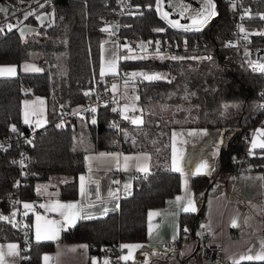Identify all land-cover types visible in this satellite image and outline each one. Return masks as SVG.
I'll use <instances>...</instances> for the list:
<instances>
[{"label": "trees", "instance_id": "16d2710c", "mask_svg": "<svg viewBox=\"0 0 264 264\" xmlns=\"http://www.w3.org/2000/svg\"><path fill=\"white\" fill-rule=\"evenodd\" d=\"M130 1L140 7L122 16L123 27L119 33L144 41L155 36L167 37L173 49V56H134L138 58L118 62V72L156 71L165 77L155 81L134 77L138 78L136 97H139L135 104L144 121L139 126L118 120L117 113L112 111V100L97 105L93 114L74 116L62 128L55 123L61 112L71 111L87 99L100 97L97 91L108 90L116 79L117 71L105 74L103 79L99 72L100 44L109 32L100 31L103 26L97 16L109 11L110 2L52 0L41 13L55 10L53 21L51 16L43 24L35 18L28 19L35 31L24 34L23 39L15 28L11 32L5 29L0 34V63L19 65L30 61L41 69L39 72L17 69L16 76H0V134H14L8 130L9 124L16 126L17 133L27 130V124L20 117L21 99L25 96L44 99L47 121L43 127L35 129L32 143L26 146L23 166L11 161L16 142L7 151H0L2 210L8 211L11 195L16 194L23 201L37 199V186L49 178H56L54 195L74 198L77 174L85 169V152L121 146L125 151L145 150L150 156L149 175L147 178L142 173L133 176L131 195L120 198L117 210L78 220L74 227L61 229L58 241L103 244L144 239L147 209L161 206L179 189V174L169 167L168 130L176 126H238L218 154V170L229 171L260 114L255 104L264 97V73L250 69L245 49L226 47L234 18L227 4L220 3L218 16L202 31L183 32L168 27L156 15L154 0ZM149 4L152 8L147 7ZM247 4L250 16L245 26L255 30L249 39L263 44L264 35L258 33H262L264 20L259 13H264V0H249ZM157 28L165 31H154ZM209 56L211 59H206ZM89 90H93L92 94L85 96ZM92 116L96 124L91 123ZM112 123L119 125V129L110 127ZM248 163L261 172L260 216L264 224V150L251 155ZM17 181L20 186L14 187ZM210 182L206 174L190 177L193 191L207 188ZM31 215L29 212L24 216V225H27L23 227L27 234L24 240L17 227L0 221V241L16 240L22 246L21 264H40L41 252L51 249L55 242L32 239ZM178 224L181 229H187L189 236H195L193 212H181ZM241 264H264V261L244 260Z\"/></svg>", "mask_w": 264, "mask_h": 264}, {"label": "crops", "instance_id": "0c3cea01", "mask_svg": "<svg viewBox=\"0 0 264 264\" xmlns=\"http://www.w3.org/2000/svg\"><path fill=\"white\" fill-rule=\"evenodd\" d=\"M102 42L104 47L102 51L100 44L99 72L103 61L105 62V73H115L118 70V59H116L115 68L111 71L107 68L106 62L113 59L114 56L117 58V43L107 39ZM114 84L117 85L116 79L109 84L111 91H113L112 85ZM257 129H264V123L257 124L252 128L250 144ZM173 132L177 134V148L183 153L181 167L184 171L186 173L195 171L199 163L207 161L212 170L206 175L210 177L211 182L207 188L193 191L190 187L191 176L189 175L188 192L186 193L182 187L180 173H178V192L167 197L161 206L147 209L145 238L119 242L117 247L119 257L128 254V249L120 247L122 244L141 246L132 251V258L126 261L127 264H229L232 263L233 259H239L242 254L251 255L258 252L264 242L263 222L260 216L262 202L261 172L250 167V163L243 172L219 171V150L232 133L226 132L224 127L209 128L203 126H176L168 130L170 168ZM190 132L195 134L189 135ZM253 150L257 151L259 148ZM100 153H122L128 156L147 153L149 155L145 150L112 149L85 152L84 159L86 156L92 159L85 160V169L77 174L76 196L74 198H59L54 195V191L47 193L45 187H42L39 197L32 201L38 203L39 207L41 204L49 203V201H60L61 203L80 201L82 204H93V207L86 209L93 216L103 215L102 209L104 207L108 208V212L117 210L120 198L127 195L123 190L124 184L128 182L132 184L134 174L140 172L132 166H129L127 170H123V156L120 157L121 167H117L114 158L101 157ZM81 176L86 178L87 188L88 186L95 188L93 198L88 195L81 197ZM89 177H91L90 181L88 180ZM116 181L119 183H115ZM117 189H119L118 198H111L109 191H116ZM188 194H190L196 208V211L193 212L195 215V236L193 237L189 236L178 224L179 214L183 212L178 205L183 204L184 201L176 202V197H185ZM150 211L160 214L154 216L150 221L148 217ZM36 213L44 217V220L40 221L42 227L45 226L46 220H59L62 222L59 213L46 211L40 207L39 211L33 212L31 215L30 228L33 240H36ZM234 218L237 221L236 227L232 226ZM150 224L152 226L151 233L149 232ZM200 226H204L207 230L208 242H220L219 261L207 263L201 260V243L198 240ZM58 238L54 240L51 249L41 252L40 264H44L43 258L45 256L50 258L48 264H92V259L88 257L87 242L58 241ZM163 241L175 242V244L164 247L162 245ZM12 243L18 246L19 251V243L16 240L0 241V246ZM80 245H87V248H82ZM8 259L14 260L15 264H19V255L8 257Z\"/></svg>", "mask_w": 264, "mask_h": 264}, {"label": "built area", "instance_id": "2783aa9c", "mask_svg": "<svg viewBox=\"0 0 264 264\" xmlns=\"http://www.w3.org/2000/svg\"><path fill=\"white\" fill-rule=\"evenodd\" d=\"M105 4H108L110 2L109 0H104ZM247 1L249 0H218L219 7L220 3L223 2L229 6L230 9L233 10L234 18L232 20L233 30L231 36L226 40L225 45L231 44L233 48H243L247 52V60L248 65L250 69L253 70V68L250 66L251 61H258L260 63H264V43L263 44H256L250 41L249 36L250 33L254 32L255 30L248 29L245 26L246 18L245 11L249 12V6L247 4ZM45 0H24L23 3L20 2V0H6L3 7L9 8V14L6 17L3 12H0V26H3L5 23H13V24H20L22 22H27L30 18H35V16L29 17L27 20L23 19V14L28 11H35L38 14L41 13V8H39L40 3H44ZM52 0H50V3ZM47 3V4H50ZM233 3H235L236 7L233 8ZM45 4V5H47ZM137 5L132 3L130 0H123V2H120V0H111L109 5V11L106 13H101L97 16V20L101 23L102 26H116L118 33L117 34H109L107 35V40H112L117 43V59L118 62L121 60H124L123 57L126 56H149V57H165V56H173V49L170 44V41L167 39V37L162 36H155L151 40L144 41L139 40L135 38L134 36H124L121 33H119L120 29L123 27L122 22V16L127 14L128 12L134 11L137 9ZM201 6V0H163L162 4V11H167L169 13L168 19L170 20H178L180 24L188 25L191 23V20L189 19L190 16L194 15L197 10H199ZM153 7L156 12L155 7V0L153 1ZM185 7L188 8V12H186L183 16L181 13V8ZM219 12V10H218ZM259 14H262L260 12ZM156 15L170 28L175 30H181L183 32L185 31L183 28H174L169 25V23L161 18V14H158L156 12ZM260 17V16H259ZM240 26H243L245 29L244 32L240 31ZM262 32H264V23L262 27ZM247 37L245 39L244 37ZM151 41L152 43H149ZM159 41V45L157 46L156 42ZM141 42L145 45V48L142 49L140 47ZM127 44L132 48V52H129L124 45ZM157 47H159V53H157ZM125 72H118L116 75L117 85H116V91H110L105 89H99L97 91L98 94H100V97L94 98L92 100L87 99L84 101L83 104L79 105L75 109L71 111H63L61 112L56 120V125L62 124V127L65 125V122L71 120L74 116V111L78 112L79 115H83L85 113L93 114L89 111H85V109L96 107L99 104L104 103L107 100H112L116 103V108H121V100L122 98L130 99L137 95V81L138 78H133ZM128 81V84L125 85V81ZM264 94V90H263ZM135 100V98H134ZM264 104V97L256 102L255 106L256 109L260 111V114L258 116V119L255 123V125L264 123V109H261L259 105ZM118 116V120L122 119L121 115L119 114V111L116 112ZM136 112L129 111V115H133ZM93 118V116L91 117ZM128 124H131L129 121H127ZM59 127V128H62ZM35 127L33 124L28 125L27 124V130L25 132L14 134H0V151H7L13 142L17 143V148L15 149V155L12 157L11 161L17 163V166L21 167L25 164L26 161V146L29 143H26L25 140H33L36 130H33ZM36 129V128H35ZM251 131L246 134L245 137V146L239 152L235 158L234 163L231 171L234 173L243 172L247 169L248 165V158L255 153V151L252 149L253 154H249V150L251 148L250 144V136ZM23 133V135H20ZM118 149L122 150V147L119 146ZM23 159V165L20 163V161ZM140 173H135L134 176H139ZM88 196H91V198L95 195V188L93 186H88ZM9 201V209L8 211H4L0 207V214L3 215H10V213L16 209L17 210V216L16 221L19 222L21 226L17 227L20 232H22L21 240H24L27 237V234L24 233L23 225H24V216L22 215L24 209L22 207V204H13V201H21L16 194L10 196ZM34 205V211H39L40 207L38 203H35L33 201H30ZM31 212V213H33ZM262 232L264 233V224L262 225ZM208 232L205 229L204 226H200L199 230V237L198 240L201 243V260L203 262H215L220 260V253H221V244L220 242H208ZM118 243L119 242H110V243H103V244H96L91 243L88 244V257L92 259L95 257L99 264H103V261L107 259L109 261V264H127L126 261L121 260L118 253ZM264 243V242H263ZM175 242H168L163 241L162 245L164 247L173 245ZM22 246L19 244V264L20 263V250ZM23 256V255H22Z\"/></svg>", "mask_w": 264, "mask_h": 264}, {"label": "snow or ice", "instance_id": "6c2138e0", "mask_svg": "<svg viewBox=\"0 0 264 264\" xmlns=\"http://www.w3.org/2000/svg\"><path fill=\"white\" fill-rule=\"evenodd\" d=\"M21 3L24 2V0H20ZM120 2H123V0H120ZM50 3V0H45L44 3L39 4V8L43 9L45 7V4ZM162 4L163 0H155V7H156V12L158 14H161V18L165 19L171 27L174 28H183L185 31H202L205 27L209 26L212 20L218 16V12L216 10V3L215 0H201V6L199 10L195 12L194 15L190 16L189 19L191 20V23L188 25L180 24L178 20H170L168 19L169 13L167 11H162ZM233 8L236 7L235 3H233ZM137 8L140 6L137 5ZM148 8H152V5L149 4L147 5ZM188 8L182 7L181 8V15L183 16L186 12H188ZM9 8L8 7H0V12H3L5 16L7 17L9 14ZM54 11L52 13H37L34 10L33 11H28L23 14V19L27 20L31 16H35V19L39 21L41 24L45 22L46 19H48L50 16L54 15ZM245 16H250V13L248 11H245ZM260 19L264 20V13L259 14ZM14 28H18V31L20 32L21 39L24 38L25 30L27 28L26 25L18 27V24H13V23H5L3 26H0V34H3L5 32V29H7L8 32H11ZM111 26H105L100 29L102 32H109V34H114L110 31ZM32 31H35L34 29ZM156 32H163L165 29L163 28H157L154 29ZM240 31L244 32L245 29L243 26H240ZM39 35V33H36ZM259 35H264V32L258 33ZM247 39V37H244ZM149 43H152L149 41ZM159 41L156 42L157 46L159 45ZM233 46L231 42L226 45V47ZM104 43H101V49L103 51ZM124 47L129 51L132 52V48L125 44ZM142 49L145 48V45L142 43L140 45ZM157 53H159V47H157ZM247 54V52H246ZM138 57L134 56H126L123 57V59H136ZM143 58V57H139ZM116 57L114 56L113 59L108 60L106 62L107 68L111 71L115 68L116 64ZM172 59H176V57H172ZM206 59H211V57H206ZM250 66L253 68L254 71H259L261 73H264V63H260L258 61H251ZM24 71H34V72H39L41 69L35 67L34 65H25ZM17 70L16 66H0V76H7V77H13L16 76ZM105 62L102 61L101 64V69H100V75L101 78L105 76ZM113 74H115L113 72ZM131 77H136V76H142L145 80L147 81H155V80H161L164 79L161 74L159 73H152V74H147L143 72H133L129 74ZM128 84V81H125V85ZM112 90L113 92L116 91V85H112ZM93 90L86 91L84 93L85 96H90L92 94ZM39 99V98H38ZM136 100L139 99V97L135 98ZM43 103V101H41ZM25 110H24V120L23 122L25 124L31 125L33 121L30 119V116L34 115V111H30L28 109L29 101H24ZM261 109H264V104L259 105ZM85 111H89L91 113H95L97 109L95 107H91L88 109H85ZM113 112L119 111V114L121 115L122 119L125 121H129L132 125H142L144 123L143 119L141 116H136V115H129V111L131 112H136L137 108L135 105H132L131 107L128 104H125L122 108H112ZM74 115H79L78 112L74 111ZM47 123V121H36L35 122V128H40L43 127V124ZM92 124H96L97 120L95 116H93L91 120ZM57 127H62V124H58ZM112 128L119 129V125L116 123H112L110 125ZM35 128L33 130H35ZM11 131L12 132H17V128L15 125L11 126ZM127 135V133H124ZM194 132H190L189 135H194ZM20 135H23L21 133ZM176 137L177 134L175 132L172 133V156H171V171L173 172H178L180 173L181 180H182V187L185 190V192H188L187 189V184H188V176H197L200 174H208L211 172V166L208 164L207 161H202L196 166L195 171H191L189 173H186L184 169L181 167V160L183 159V153L181 150H178L177 144H176ZM26 143L31 144V140H25ZM2 147V146H0ZM262 149L264 150V129H257L256 134L254 135L252 141H251V148L249 150V154L252 153V149ZM101 157L108 156L111 158H114L116 160V166L121 167L120 164V157L123 156V170H127L129 166L135 167L136 171L142 173L145 178L150 173V166L148 161L150 160V156L145 153L142 155H136V156H128V155H123L122 153H100L99 154ZM92 159L91 157H85V160H90ZM15 163V161L13 162ZM20 163L23 165V159L20 161ZM23 174V173H22ZM264 179V177H262ZM88 180H91V177L88 178ZM115 183H119L116 181ZM20 182L17 181L14 187H19ZM132 188L131 182L125 183L123 186L124 193L127 195H131L130 189ZM37 192L39 194V186L37 187ZM118 193L119 189L116 191H109V196L113 199L118 198ZM80 195L81 197H86L89 195L88 189H87V183H86V178L84 176L80 177ZM99 199V197H97ZM184 201L183 204H179L180 210L183 212H195V204L193 200L191 199L190 194L186 195L185 197L177 196L176 197V202ZM13 204H22V207L24 209L22 215L27 217L29 212L34 211V205L29 202H21V201H13ZM93 204H82L80 201H76L75 203H61L60 201H49L47 204H41L40 207L44 208L46 211L50 212H57L59 215L62 217V222L59 220H46L45 221V226H41L40 221L44 220V217H42L39 213H36V231H35V239L37 242H40L42 240H55L58 238L59 232L61 228H68V227H74L76 225V222L78 220H89L93 219V215L90 212H87L86 209L93 207ZM108 212V208L104 207L102 209V214H106ZM160 213L158 212H152L150 211L148 213L149 220L154 216L159 215ZM16 216H17V210L14 209L10 215H3L0 214V221H6L7 223L11 224L12 227H19L21 226L18 221H16ZM232 226L236 227L237 226V221L234 218L232 220ZM23 227H27V225H23ZM152 231V226L151 224L149 225V232L151 233ZM187 229H185V232ZM82 248H87V245H80ZM122 249H128V254L121 256L120 259L127 261L132 258V251L138 247H141L140 245H129V244H122L120 246ZM75 250V249H73ZM19 255L18 251V246L14 243L8 244L6 246H0V264H15L14 260H9L8 257H16ZM24 259H27V257H24ZM44 264H48L49 262V257L45 256L44 258ZM244 260H256V261H264V243L261 244L260 250L258 252H255L254 254H242L240 255L239 259H233L232 264H241V261ZM92 264H99L97 259L95 257L92 258ZM103 264H109V261L105 259L103 261Z\"/></svg>", "mask_w": 264, "mask_h": 264}, {"label": "rangeland", "instance_id": "374dc122", "mask_svg": "<svg viewBox=\"0 0 264 264\" xmlns=\"http://www.w3.org/2000/svg\"><path fill=\"white\" fill-rule=\"evenodd\" d=\"M5 2H6V0H0V7H3ZM215 3H216V10L218 12V10H219L218 0H215ZM103 27H105V26H103ZM110 31L112 33H114V34L118 33L117 27L113 26V25H111ZM25 65H34L35 67H37L34 63H32L30 61H23L19 65H16V64H13V63H0V66H16V70L17 69L24 70ZM118 71H119V69L117 70V72ZM143 73H145V72H143ZM152 73H157V72L153 71V72H150V73H147V74H152ZM134 98H135L134 96L132 98L130 96L129 100L126 99V98H122V100H121L122 101L121 102V105H122L121 108L125 105L124 103L128 104L130 107L132 105H135V107L137 108V111L133 115L141 116L140 115V110H139L138 106L135 104ZM24 101H29V105L27 107H28V109L30 111H34V113H35L34 115L30 116V119L33 121V123H32L33 126L35 127V122L36 121H40V122L43 123V121H45L44 99L41 96H35V95L22 97L21 106H20V117H21L22 121L24 120V110H25V107H26L24 105ZM41 101H43V103H41ZM111 107L112 108H116V103L113 102ZM224 128H225L226 132L231 134V133H233L234 131H236L238 129V126H236V125H225ZM55 180H56V178H49V179H46L44 182L43 181L42 182L40 181L41 183L38 182L39 183V185H38L39 186V191L41 190L42 187H45L44 189H45V191L47 193L56 190L55 189V185H56L55 184L56 183ZM23 202L31 203L30 201H23Z\"/></svg>", "mask_w": 264, "mask_h": 264}, {"label": "water", "instance_id": "95a60500", "mask_svg": "<svg viewBox=\"0 0 264 264\" xmlns=\"http://www.w3.org/2000/svg\"><path fill=\"white\" fill-rule=\"evenodd\" d=\"M51 13H52V11H51ZM50 19H51V21H53V16H51ZM38 23H40V22L38 21ZM24 25L27 26V28H26V30H25V34H26V33H31V32H33V31H32L33 29L35 30V26H34L33 24L26 23V22H22V23H20V24L18 25V27H20V26H24ZM15 30L17 31V33L20 34V32L18 31V28H15ZM141 44H142V42H141ZM91 120H92V118H91ZM12 125H14V124H9V125H8V130H9V131L11 130V126H12Z\"/></svg>", "mask_w": 264, "mask_h": 264}]
</instances>
